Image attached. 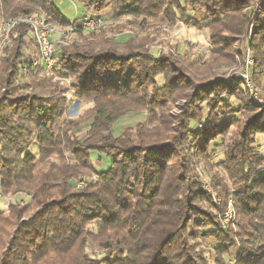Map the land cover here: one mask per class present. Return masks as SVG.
<instances>
[{"label": "trees", "instance_id": "1", "mask_svg": "<svg viewBox=\"0 0 264 264\" xmlns=\"http://www.w3.org/2000/svg\"><path fill=\"white\" fill-rule=\"evenodd\" d=\"M79 1L99 10L114 3L116 13L149 16L154 25L203 24L211 58L201 69L173 51L156 56L134 36L94 34L57 45L50 72L33 65L40 55L30 25L17 24L0 50V193L29 201L0 210V264H210L199 242L209 237L217 242L215 264H228L236 246L234 264H264V156L256 148L264 107L213 72L234 60L233 47L252 29L254 80L264 90V0ZM197 6L207 10L198 22L191 14ZM0 14L74 23L55 0H0ZM57 73L73 78L77 97L93 103L84 120L65 117ZM25 74L30 81L21 86L16 80ZM180 99L182 110L172 115ZM142 110L147 121L113 133L120 118ZM234 128L238 139L226 145ZM220 149L225 159L214 165ZM94 152L111 158L107 169L97 170ZM201 162L212 170L213 193L194 170ZM90 174L97 179L85 180ZM230 200L236 217L225 228L219 218Z\"/></svg>", "mask_w": 264, "mask_h": 264}, {"label": "rangeland", "instance_id": "2", "mask_svg": "<svg viewBox=\"0 0 264 264\" xmlns=\"http://www.w3.org/2000/svg\"><path fill=\"white\" fill-rule=\"evenodd\" d=\"M253 4L259 2V0H251ZM57 8L62 12L64 18L74 21V23L67 26L57 23L59 33L54 35L57 45H68L73 41L82 42L85 38H90L92 35L103 36L104 38L112 37L120 41L127 40L129 37L134 36V42H145L146 47L150 51L159 56L160 53L165 54L173 51L176 55L182 57L183 60L190 61L195 60L201 65V69H204L203 62L209 61L211 58V45L209 39V29L206 26L194 25L188 21L178 20L174 24L169 23L166 20L158 22L154 25L155 20L149 16H133L130 14H119L114 11V3H107L106 7L102 10L96 9L95 7H84L79 0H55ZM123 6H120V10ZM207 10L203 6H197L192 10L191 14L195 17L196 22L201 20L206 14ZM91 16L96 20H101L100 25L94 28H84L81 25V21L85 16ZM3 17L0 14V20ZM202 23V21H199ZM78 24L83 28L82 33H76ZM121 34V35H120ZM252 41V29L236 43L233 47L234 60L229 62L225 61L217 65L213 72L222 77L223 80L232 84L239 85L240 90L246 95L247 102L263 106L264 107V90L260 86L256 85L254 80V67H255V55L251 50ZM55 46V47H56ZM2 47H0V50ZM53 71V70H52ZM55 71V69H54ZM51 72V71H50ZM53 73V72H52ZM50 73V74H52ZM205 73H202V75ZM28 74L19 77L16 81L21 86L25 85L30 81ZM54 82H59L60 89L64 92L67 97L69 104L66 118H74L84 120L88 114V110L93 106L91 101L81 100L77 97L74 84L75 80L69 77H63L60 74L53 76ZM163 79L159 78V84L161 85ZM21 93H27V90H21ZM185 103L184 99L177 100L175 105L171 108L170 113L177 115L181 112L182 107ZM149 112L148 110H142L140 112H130L120 118L113 126V133L118 136L126 127L133 126L139 121H147ZM201 127V125H200ZM79 134H84L87 130V124L81 127ZM238 139L237 130L234 128L231 130L225 143L230 144L236 142ZM256 148L264 156V135H259L256 140ZM31 150L34 154H38L39 145L34 141ZM225 159L224 150L220 149L218 153L210 160L214 165H218ZM92 160L97 170H105L110 166L111 158L107 155L99 152H94ZM194 170L199 176L202 187L210 193L212 190V170L204 163H198L194 166ZM97 179L96 175L85 176V180ZM0 178V184H1ZM234 188V187H233ZM236 189V187L234 188ZM16 199H22L23 202H28L29 197L25 194H16L14 196L4 195L0 193V210L7 212L9 202ZM206 210H211L209 206H206ZM235 212L232 205V200L229 203L228 212L220 216V221L223 226L227 228L232 221L235 220ZM205 247H207V256L210 259V264H215L217 260L216 253V240L213 237L207 238L205 241L199 240ZM91 254L101 258L103 252L101 250L92 251ZM239 246H236L230 251V258L228 264H234L239 256Z\"/></svg>", "mask_w": 264, "mask_h": 264}, {"label": "built area", "instance_id": "3", "mask_svg": "<svg viewBox=\"0 0 264 264\" xmlns=\"http://www.w3.org/2000/svg\"><path fill=\"white\" fill-rule=\"evenodd\" d=\"M20 23H27L32 29V35L38 46L40 60L34 62V66L40 63L46 70L52 71L56 68V59L54 56L56 39L54 35L59 33L57 23L47 21L43 16L37 14H20L11 18H2L0 20V47H4L8 42L13 28ZM101 20H96L91 16H85L81 21L84 28H94L100 25ZM27 72V67H23ZM83 182L79 183L81 186ZM10 202L7 204L9 206Z\"/></svg>", "mask_w": 264, "mask_h": 264}]
</instances>
